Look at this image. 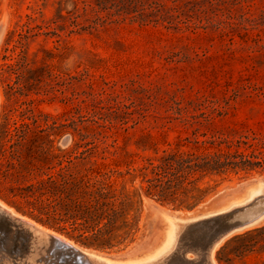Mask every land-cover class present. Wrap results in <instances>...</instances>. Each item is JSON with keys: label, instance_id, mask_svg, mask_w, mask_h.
<instances>
[{"label": "rangeland", "instance_id": "rangeland-1", "mask_svg": "<svg viewBox=\"0 0 264 264\" xmlns=\"http://www.w3.org/2000/svg\"><path fill=\"white\" fill-rule=\"evenodd\" d=\"M92 22L95 28L80 30ZM26 26L27 39L18 43ZM53 30L58 37L45 35ZM201 114L210 118L198 119L207 136L264 139V0H0V135L7 143L28 124L22 169L56 170L63 153L82 152L101 137L117 152L107 163L124 170L175 148L191 133L181 122ZM16 172L0 180L2 195L31 180ZM258 180L264 174L224 182L198 208ZM141 201L134 242L97 251L120 254L136 242L143 251L160 247L170 225L159 207L173 208L143 195ZM228 240L212 252V264H220L218 251ZM177 248L173 241L157 264ZM40 257L31 250L16 261L50 264Z\"/></svg>", "mask_w": 264, "mask_h": 264}, {"label": "trees", "instance_id": "trees-1", "mask_svg": "<svg viewBox=\"0 0 264 264\" xmlns=\"http://www.w3.org/2000/svg\"><path fill=\"white\" fill-rule=\"evenodd\" d=\"M71 25L79 24L74 21ZM95 25L92 22L80 30ZM26 28L17 33L18 43L27 39L31 28ZM45 35L59 36L54 30ZM214 112L220 114L219 110ZM198 119L210 122L204 114L183 120L181 123L191 128L189 137L177 138L175 148L143 157L141 164L128 162L124 170L107 163L117 152L110 151L101 137L84 144L82 152L63 153L56 170L22 169L19 148L28 141V124H22L25 130L16 132L7 143L0 135V162L5 163L3 170L0 164V180L10 178L13 171L23 172L31 180L6 189L7 194L0 192V199L18 213L83 247L101 251L124 249L134 242L138 231L141 195L163 206L189 210L224 182L264 174V139L245 136L235 140L220 132L207 136L200 131L202 122ZM185 145H189V151L181 150ZM136 180L137 188L133 185ZM217 260L220 264H264V225L232 237L218 251Z\"/></svg>", "mask_w": 264, "mask_h": 264}, {"label": "water", "instance_id": "water-1", "mask_svg": "<svg viewBox=\"0 0 264 264\" xmlns=\"http://www.w3.org/2000/svg\"><path fill=\"white\" fill-rule=\"evenodd\" d=\"M254 183L246 182L240 190L236 191L227 189V192L222 197L211 201L204 210L198 211L197 208L199 205L204 204L206 200L187 210V212L195 213L191 217L185 218L187 223L183 225L180 234V238L185 239V246H189V250L183 251L182 258H185L186 254H190L193 258L189 262L197 260L200 253H196L195 247L201 245L205 257L204 260L206 264H209L212 252H215L224 241L257 228L264 223V199L259 200L262 195L251 200H244L242 196L246 188ZM173 212L180 211L173 209ZM176 217L178 218L179 216ZM23 219L29 220L30 223ZM195 226H202L205 230L201 234L196 235L197 228H194L193 231L190 230V228ZM39 228L47 231H41ZM0 234L4 238L11 239L14 242V246L22 248L23 252L21 255L35 250L39 251L40 255L57 258L58 264H103L96 260L98 258L114 264H123L128 259L118 254L111 255L83 247L72 239L18 213L1 200ZM58 236L66 238L72 242L73 246L61 242ZM198 236L206 237V241L203 244L198 243ZM12 259L8 263L0 260V264H18L16 261L17 257H13Z\"/></svg>", "mask_w": 264, "mask_h": 264}, {"label": "bare ground", "instance_id": "bare-ground-1", "mask_svg": "<svg viewBox=\"0 0 264 264\" xmlns=\"http://www.w3.org/2000/svg\"><path fill=\"white\" fill-rule=\"evenodd\" d=\"M247 188H249L250 191H247L242 195L244 200H251L257 196L264 195V191H263L264 190V182L262 180L255 181L254 184H250ZM206 202H207V200H206ZM206 202L204 204H206ZM204 204H201V205H204ZM2 205H4V204H2ZM207 205H208V203H207ZM206 206L203 207V209L197 208V210L198 211L204 210L206 208ZM159 209H160V217H161L162 221L164 223L170 225L168 227L166 233L164 234V238L162 240V243L160 244V247H158V248L151 247V248L143 251L145 249V247L142 245V247H143L142 248L141 245L138 242H136V244L132 245L125 252L118 254L121 257L124 256V257L128 258L123 264H157V260H159L164 254L169 252L173 241H175L176 243L178 242V248L175 251L170 252V256L166 259L167 260L166 264H189V263H191V264H206V261L204 260L205 257H204L201 245H197L195 247L196 253H200L197 260L189 262V260H192V259H189L190 257L185 256V258L184 257L182 258V256H181L183 251H186L187 249L189 250V246L188 245L185 246V239L180 238V236H181L180 234H181V231L183 229V225L185 223H187L185 218L191 217L195 212H188V213H191V215H189V216H181L178 214L179 212H173V211H170L169 209H166L167 210L166 211V210H163L161 207H159ZM176 216H179V217L177 218ZM23 220L30 223V221L27 219H23ZM194 228H197L196 229L197 230L196 235L201 234L202 231L205 230V229H203L202 226H197V227L195 226V227L190 228V230L193 231ZM39 229L41 231H45V232L47 231L43 228H39ZM176 230H179L177 232V234H176ZM58 238L64 244L73 246L72 242H70L66 238H64L62 236H58ZM197 240L199 241L198 243L203 244L206 241V237L203 238V236H198ZM13 243L14 242L11 239L4 238L0 234V260L8 263V262H11L13 260L12 259L13 257L18 258V256L22 254V252H23L22 248H20L19 246H17V247L14 246ZM186 243H188V242H186ZM150 249H152V250H150ZM85 254H88V253H85ZM138 254H139V256H138ZM90 257L93 258V256H91V255H90ZM40 259L44 260L45 263L49 262L50 264H58V261H57L58 259L55 257L49 258L46 255H43V256L41 255ZM96 260L99 262H102L103 264H114L110 261L102 260L99 258ZM211 261H212V259L210 258L209 264H212ZM69 262H71V261H69ZM214 263L215 262L213 261V264Z\"/></svg>", "mask_w": 264, "mask_h": 264}]
</instances>
